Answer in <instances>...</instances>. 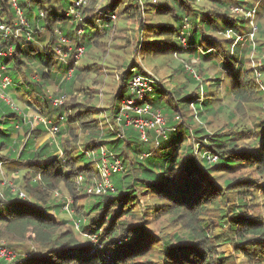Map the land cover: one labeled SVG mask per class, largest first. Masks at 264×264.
<instances>
[{
  "label": "trees",
  "instance_id": "1",
  "mask_svg": "<svg viewBox=\"0 0 264 264\" xmlns=\"http://www.w3.org/2000/svg\"><path fill=\"white\" fill-rule=\"evenodd\" d=\"M75 1L77 0H55V3L62 9L58 10L54 3L48 6L47 4H41V0H18L19 5L26 11V16H28L34 33L32 40L28 41L23 37L21 40L13 41V55L10 58L2 59L3 63L12 64L9 68L13 85H15L10 88L12 92L18 90L20 93L23 91L25 94L37 90L38 93L40 90L37 84L47 85L46 81L49 77H55L61 87L68 86L71 88L76 80L75 77L80 75V69L73 65L75 58L73 54L69 59L71 62L68 61L65 65L58 60H54L50 51H38L35 54L32 52V41L35 40L38 33H41L42 29L49 28L52 31L54 29L56 34H58L56 31L59 29V34H62L71 43L70 51L75 48L74 54L76 56L79 48L82 47L84 49L82 56H84L86 50H90L95 45L97 37L112 26L113 20L109 15L115 14L117 19L121 12L127 13L135 10L141 12L143 10L148 14H153L158 13L159 9L160 12L157 15H165L168 18L162 23L156 24L160 34L176 36L175 40L168 38L163 39L162 42L175 46L174 51L183 52L184 44L182 43L185 39L187 51L194 54L199 52L198 55L202 61L215 56L212 51L200 52V47H205L206 43L209 47L215 48L217 46L212 33L230 34V39L220 40L219 43L223 44L227 41L228 45L224 44V46L229 48L232 45L235 54L234 59L239 60V64L236 67L232 66L231 72L238 71L239 74L235 75L238 78L236 77L237 80L233 82V86H227L226 90H233L236 96L243 97L244 85L251 83L249 74L253 70L251 68L250 70L243 69L242 66L245 62L243 54L247 50H243L241 47L249 38L246 36L247 40L244 43L240 39L237 40L238 36L249 33L245 32V30H248L246 23L249 24V20L245 16H237L232 12V7L235 5L244 11L253 9L255 6L248 0H209L216 8L212 7L205 12L194 8V0H155V2L151 0H130L129 3H125L126 0H109L102 7L103 15L102 19L99 20L100 24L95 22L93 16L86 14L87 8H83V5L88 0H84L79 8L80 20L77 23L74 20V15L69 13V9ZM38 3L41 5L37 7L36 4ZM120 4H123L122 10H118ZM164 8H169V10L161 11ZM41 9L45 12L44 17L39 14ZM14 16L15 10L12 0H0V21L4 19L11 21ZM33 16L38 18L36 23ZM170 18H173V20ZM59 21L62 24L57 26ZM69 22L71 24L67 27ZM186 24L189 27H186ZM141 29L144 30V28ZM178 36L179 39H177ZM259 40L257 38V44L254 45L252 42H247L248 50L253 49V47L254 50L263 49L264 43H259ZM150 46H152V43L148 42V48H151ZM222 52V50H219L217 55L219 56ZM23 59H26V61ZM229 61L230 59L223 63L225 68L232 64ZM25 62H30L33 66L38 62V67H33L35 69L34 74L30 78L28 77V80L26 77L21 80L16 70H18L19 64H25ZM214 64L217 65L218 63L214 62ZM28 66L31 65L26 64V67ZM54 66L58 67V70H53ZM134 68L136 66H133ZM45 69H48V72ZM138 69L140 70L139 66ZM70 70H73L72 75L65 77ZM133 71L128 69V77H125L127 78L125 81L126 87L118 94V101L135 97L129 88ZM40 73L44 82L37 81ZM26 75H28V72H26ZM191 76H193L192 73ZM215 79L218 82L214 85H218L222 80L220 77ZM192 80L198 82L194 76ZM204 83H201V86L203 85L202 90L205 88ZM25 85L27 86L26 89H24ZM257 89L262 96L263 105V93L258 85ZM16 94V92L13 93L14 99H17ZM24 94H21V96H24ZM164 95L170 94L159 82L154 84V91L147 99L151 102L153 108L161 109L165 116L166 114L171 115L174 106L170 103V98L165 100ZM177 97L181 104L180 107L182 104L192 103L195 110H198L197 116H200L202 120L206 113L215 110V106L211 101L213 99L200 101L198 100L199 96L193 92L180 93ZM37 99L43 100L41 112L46 118L57 120L63 117L58 132L57 144H54L53 141H46L36 146L38 131L48 133L49 130L43 123H40L37 129H33L30 125L31 122L29 123L25 116H22L20 112L12 109L10 105L0 99V150H7L6 156L0 157V161L3 162L4 170L7 159L15 163L26 162L29 169L34 170L37 177H41L40 180H35L46 182L48 185H52V179H63L67 180V183H77V178L82 175L84 179L80 185L77 183L78 188H85L88 195L95 196L88 206L84 205V208L87 213H98L99 216H93L88 224H83L82 218H77L78 220L75 223L76 226L78 225V229L83 228L84 231L95 234L97 242L87 244L79 242L74 231L65 228L69 222H59L54 215L49 214L51 209L57 214L58 205L52 206L46 204V202H30L28 199L20 197L19 193L23 191L22 189L12 190V187L7 186V189H2L0 193V227L10 230L11 235V230L15 228H18L20 233L32 229L36 234V241L43 247L45 253L36 254V252L28 250L13 262L1 258L0 264H139L135 263V259L147 253L148 250H144L143 247L148 245L152 235L145 229L144 224L133 226L118 219V217L133 216L137 213L136 207L139 203L140 191L137 186H141L145 192L151 191L161 194V196L165 194L172 197V199L187 202L188 200L199 201L207 194H209V198L210 196L214 198L211 194L218 187L220 197L216 202V206L220 212L218 217L220 227L222 229L228 227L235 234L224 235V232H221L216 235V238L221 239L224 237V241H233L237 253H244L249 261L256 260L254 263L264 264V227L257 225L258 222L255 220L245 218L239 210V207L247 206L244 200L246 196L243 194L252 191L243 189V186L250 184L249 187H253L257 184H251V181L254 180L240 176L226 179L224 181L225 188L221 189L220 186L214 184V178L210 175L218 171H231V169L242 165L244 161L255 166L257 170L260 169L264 172V166L260 165V163H264V149L258 148L252 152L250 149L239 146L234 134H227L223 131L209 132L202 124L193 126L194 117L190 118L189 121L186 120V122L178 120L177 116H180L181 119L180 114L171 118L167 117L166 136H161L154 129H151L148 131V139L143 140L140 131L136 127L127 125V118L123 117L120 104L117 102L115 103V109L111 111V115L114 119H119V130L108 126L106 128L100 127L97 123L98 118L86 121L85 119L90 114L87 109H80L72 113L64 109V103L52 105L50 102L52 100L45 93L41 97L37 96ZM261 109H263V106H261ZM127 113L131 114L130 111H127ZM78 126L85 134L84 141L81 144H74V140L67 138V142H63V140L60 147L59 139L65 133H67V137H70L74 127ZM19 128L26 131L23 138ZM25 138L26 140H23ZM189 138L198 142L201 153L206 152V155L202 156V164L195 158V146L184 144ZM21 140L24 141L22 146ZM61 149L62 155L58 154ZM103 149L106 150L107 157L122 159L124 171L113 175L115 188L113 191L101 195H92L88 192V187L97 174V162L101 160ZM211 155L217 157L215 161L211 160ZM185 165V174L179 176L178 170H183ZM214 168L216 170H213ZM206 187L209 188V192ZM234 192L241 194V201L233 203L232 207L227 209L222 207L221 204L230 198L228 194ZM115 204L118 205V209L115 208ZM160 207L165 210V204ZM178 209L181 208L178 207ZM119 213H121V216L118 215ZM244 222L248 223L243 224L242 228L239 229L238 225ZM101 223L102 225H100ZM106 223L108 225L103 227ZM195 233L193 238L196 239L201 238L200 236H207L204 231L200 234L195 230ZM22 238H25V234ZM181 243L180 246L175 245L172 240L166 241L161 246L163 264H236L230 261L232 256H227L224 253L219 254L217 258H213L214 254L210 244L188 245ZM204 246L207 248L202 250ZM206 251L209 254L204 256Z\"/></svg>",
  "mask_w": 264,
  "mask_h": 264
},
{
  "label": "rangeland",
  "instance_id": "2",
  "mask_svg": "<svg viewBox=\"0 0 264 264\" xmlns=\"http://www.w3.org/2000/svg\"><path fill=\"white\" fill-rule=\"evenodd\" d=\"M49 1L50 0H41V4L50 6V4L54 3L58 10H62L59 5L55 3V0ZM151 1L155 2V0ZM248 1L251 2L253 6H256L257 13L255 22L258 23V31L254 38L248 39V41H246L247 37L242 35L244 36L242 39L243 43L244 41L246 42L242 44L241 47L243 50H247L246 53L243 54L245 62L242 67L244 70H250V68L253 70V72L249 74L251 83L244 85L245 92H243V97L236 96L233 90H226L227 86H233V82L238 78V76L235 75L239 74L238 71L231 72V67H236L237 64H239V60L234 59L235 54L232 45L229 48L224 46V44L228 43L227 41L223 42V44L219 43L220 40L230 39V34L222 35L212 33V37L215 39L217 46L215 48L209 47V45H207L208 43L205 42V47H200V52L212 51L215 56L202 61L201 58H199V52L194 54L187 51L186 42L182 43L186 45H183V52L178 50L174 51L175 46L162 42L163 39L168 38L175 40L176 36L172 37L169 34H160L156 24L159 22L162 23L164 20L168 19L165 15H157L160 9L158 13L153 14H148L143 10H141V12L135 10L127 13H122L120 11L121 13H119L117 19L113 20L110 29L107 31L102 30L103 33H101V36L97 37L95 45H93L90 50H86L84 56H80L79 58H76L74 54L75 48L70 51L71 43L68 42L67 44L62 41L63 36L59 34V29L56 31L59 35L54 32V29L53 31L49 28L42 29L41 33H38L35 40L32 41V52L35 54L38 51H50L54 60H58L64 64L68 63V61L71 62L69 59L73 54L75 57L73 65L80 69V75L75 77L76 80L71 88L68 86L61 87V84L58 83L55 77H49L46 81L47 85L41 86L37 84L40 90L38 93L37 90L25 94L23 91L20 93L18 90H14L13 93H17V99L15 100L17 109L15 110L20 112L22 116H25L29 123L31 122L30 125L33 129H37L40 125V116H45L41 112L43 100L37 99V96L41 97L42 94L45 93L50 100L65 96L63 102L64 109L72 113L80 109H87L90 114L85 119L86 121L96 120L94 118H98L97 123L100 127L106 128V126H108L113 127L115 130H119V119H114L111 115V111L115 109L116 102L120 104L122 112H126V110L131 111V109L126 106L125 100L118 101L117 96L126 87L125 81L127 78L125 77H128V69L133 70V66H136V68L139 66L142 72L153 74L170 94L164 96L165 100L166 98H170V103L174 106V110L173 114H166V120L179 114L181 115V119L178 120L184 122L194 117L192 122L193 126L202 124L209 132L223 131L227 134H234L239 146L250 149L252 152L258 148L264 149V110L261 109L262 96L257 89L255 77V69L264 67V46L261 50H254V47L248 50L249 46L247 43L252 42L253 45L257 44V38L260 39L259 43H264V0ZM107 2H109V0H88L84 3L83 8H87L86 14L93 16L95 22L100 24L99 20L102 19L103 15L102 7L106 5ZM129 2L130 0H126L125 3ZM41 4L38 3L36 5L38 7ZM193 4L194 8L204 12L209 11L212 7L216 8L209 0H194ZM122 8L123 4H120L118 10H122ZM166 10H169V8L161 9V11ZM232 12L237 16H245V18H247L245 13ZM71 15H74V20L78 23L80 20L79 17L75 16V14ZM105 15L108 16L109 14ZM33 19L35 23L38 21L36 16H33ZM170 19L173 20V18ZM60 24L62 23L59 21L57 26ZM70 24L71 22L68 23L67 27ZM246 25L248 30H245V32H252L248 22ZM141 28H144V30ZM177 39H179V36ZM148 42L152 43V46H150L151 48H148ZM219 50L223 52L218 56ZM228 59H230L232 64L228 68H225L223 63L228 61ZM23 60L26 61V59ZM214 62L218 64L215 65ZM37 63L34 64V66L30 62L19 64V68L16 70L18 71L19 77H21V79L26 77L28 80V77L30 78L34 74V68H36V66L38 67ZM26 64L31 66L26 67ZM11 66L12 64H10V67ZM187 66L194 67L195 70L201 74V77H203L202 80L194 82L192 80L193 76H191L192 72ZM55 69L58 70V67L54 66L53 70ZM45 71L48 72V69H45ZM26 72H28V75H26ZM216 77L222 79L218 85H214L218 82L217 79H215ZM40 80L44 82L41 73L37 78V81ZM201 83L205 84L204 90H202L203 85L201 86ZM26 88L27 86L25 85L24 89ZM184 92L195 93V95L199 96L198 100L200 101H209V99H213L211 101L215 106V110L211 113H206L203 121L200 116H197L198 110H195V106L192 103L186 105L182 104L180 107L181 104L178 101L177 95L180 93L183 94ZM13 93L11 92V95H13ZM21 94H24V96H21ZM29 98H31V100ZM50 102L53 105L52 101ZM25 109H27V111H25ZM71 112H69V114H71ZM132 117H134L133 113H131L129 118ZM131 121H133V119ZM19 131L23 138L26 131L23 128H19ZM37 136L36 146L46 141H54V144H57L59 138L57 136L54 139L43 131H38ZM67 138L74 140V144H81L85 139V134L82 132L81 127H74V131H72L70 137H67V133H65L64 136L59 139V146H62L61 142L63 140V142H67ZM23 140H26V138ZM23 140L20 142L21 146L23 145ZM184 144H192L195 146V158L202 164L201 159L203 155H206V152L203 151L201 153L200 148H198V142L189 138ZM6 153V149L0 150V157H5ZM58 153H60V155L63 154H61V152ZM213 157L214 156H212L211 160L215 161L216 159H213ZM6 161L7 165L5 164L4 174H0L1 189L6 190L7 186H10V188L14 187L16 190L22 189L26 195V199L30 202H46L48 205H58L59 210L57 214H55L56 212L53 209L49 211V214L54 215L59 222H69L66 224L65 228L73 230L79 242L84 244L97 242V236L95 234L84 231L83 228L81 230L78 229L79 227H77L75 223L78 220L77 218H82L83 224H88L93 216H99L98 213H87L84 208V205L88 206L95 196L88 195L85 188H78L76 182L67 183V180L63 179H52V185H48L46 182V184L39 182L35 180L37 179L35 171L30 170L26 162L15 163L8 159ZM260 165L264 166V163H260ZM185 168L186 165L183 167V170H178L179 176L185 174ZM0 169L2 170V168ZM213 170H216V168ZM210 175L214 178V184L220 186L221 189L225 188L224 181L226 179L243 176L250 178V180H254L251 181V184H257L256 186L249 187L250 184L243 186V189H250L252 191L243 194L246 196L244 200L247 206L239 207V210H241L245 218L248 220H255L258 222L257 225L264 227L263 171L260 169L257 170L255 166L244 161L242 165L231 169V171H218ZM137 188L140 190L139 203L136 207L137 213L133 216L118 217L119 220H123L128 225L134 226L135 224H144L145 229L152 235L148 245L143 247L144 250H148L147 253L135 259V263L163 264L161 246L164 245L166 241L173 240V244H178L179 246L182 244L181 242L188 245L210 244L214 254L213 258H217L219 254L224 253L227 256H232L230 261L236 264H258L254 263L256 260L249 261L244 253H237L233 241H224V237L221 239L216 238V235L221 232H224V235L235 234L233 231L229 230L228 227L225 229L220 227L218 221L220 212L216 206V202L220 197L218 187H216L211 194L215 199L211 196L209 198V194H207L199 201L188 200V202L172 199V197L166 196L165 194L161 196V194L151 191L145 192L141 186H137ZM206 189L209 192V188L206 187ZM228 195H230V198L221 204V206L226 209L232 207L233 203L241 201V194L234 192ZM61 203L64 205L69 203L70 206L66 209L64 205L61 207ZM162 204H165V210L161 209L160 206ZM114 206L118 209V205L115 204ZM178 207L181 209H178ZM118 215L121 216V213ZM245 223L248 222L238 225L239 229H241ZM93 225L98 226L95 224ZM100 225H102V223ZM107 225L108 223L104 224L103 227ZM195 230L200 234L204 231L207 236H200L201 238L198 239L193 238V235L196 234ZM9 232L10 230L0 227V244H3L10 254L15 255L11 262L16 261L19 256L25 254L28 250L34 251L36 254L45 253L43 247L36 241L37 237L32 229H28L25 233H20L18 228H15L11 230L12 235ZM24 234L25 238H22ZM205 248L207 247L204 246L202 250H205ZM208 254V251H206L204 256Z\"/></svg>",
  "mask_w": 264,
  "mask_h": 264
},
{
  "label": "built area",
  "instance_id": "3",
  "mask_svg": "<svg viewBox=\"0 0 264 264\" xmlns=\"http://www.w3.org/2000/svg\"><path fill=\"white\" fill-rule=\"evenodd\" d=\"M13 8L15 10V16L11 21L3 20L0 21V99L5 101L6 104L10 105L11 108L17 109L15 99L12 97L10 93V88L13 86L12 75L9 73L8 64L3 63L2 59L10 58L14 52L13 41L21 40L23 37L28 41L32 40L34 29L26 16V11L19 5L18 0H12ZM84 0H77L69 9L70 14H75V16L79 17L80 12L79 8L81 7ZM235 12H243L246 14V17L250 21V25L252 27V32H249L250 39H253L255 34L257 33V24L255 22L256 18V7L249 10L244 11L240 7H233ZM39 14L41 17L45 16L44 10H40ZM111 20L116 19V15H109ZM189 27L188 24L185 25ZM60 33V31H58ZM244 36H238L237 40H242ZM236 40V41H237ZM62 41L67 43L68 41L63 37ZM5 42V43H4ZM186 42L183 39V43ZM4 46V48H2ZM184 46H186L184 44ZM84 53V49L82 47L79 48V51L76 53V58H79ZM187 68L192 72L193 76L197 80H202L201 75L194 67L187 66ZM133 74L131 80L129 82V88L132 93L135 95L133 98H126L125 104L130 110H126V112H122L123 117L127 118V125H133L136 127L142 136L143 140L148 139V131L154 129L159 135L166 136V117L163 111L159 108H153L151 102L147 99L148 96L154 91V84L159 83L160 81L153 74H147L142 72L138 68L133 69ZM72 71L70 70L65 77L72 75ZM255 77L258 88L263 93V110H264V67L255 69ZM65 96L61 98L53 99L54 105H60L64 102ZM127 111H130L134 114V117L129 118L131 114H128ZM180 119V116H177ZM133 119V121H131ZM63 117L52 121L44 116H40L39 123H43L45 127L49 130L50 137L56 138L58 132L60 131V126L62 123ZM59 152L62 151L60 150ZM216 159V156L213 157ZM0 172L3 173V162L0 161ZM124 171V162L121 158H109L107 157L106 150H102L101 160L97 162V174L93 177L89 187L88 192L92 195H101L108 191H113L114 188V180L113 175L115 173H120ZM40 179L41 177L38 176ZM83 176L80 175L77 178V183L80 185L83 181ZM12 190L15 188L12 187ZM2 190L0 189V193ZM21 198H26V195L23 191L19 193ZM70 204H65V208L69 207ZM15 255L10 254L9 251L6 250V247L3 244H0V259H6L8 262H11L14 259Z\"/></svg>",
  "mask_w": 264,
  "mask_h": 264
},
{
  "label": "clouds",
  "instance_id": "4",
  "mask_svg": "<svg viewBox=\"0 0 264 264\" xmlns=\"http://www.w3.org/2000/svg\"><path fill=\"white\" fill-rule=\"evenodd\" d=\"M233 7H235V6H233ZM233 7H232V8H233ZM255 7H256V6H255ZM255 7H254V8H255ZM232 10H233V9H232ZM233 11H234V10H233ZM234 12H235V11H234ZM240 13H243V12H240ZM256 13H257V10H256ZM245 15H246V14H245ZM247 19H248V18H247ZM248 20H249V19H248ZM256 24H257V23H256ZM249 25H250V21H249ZM250 27H251V25H250ZM251 30H252V27H251ZM257 31H258V30H257ZM244 36H247V37L250 39V37H249L247 34L244 35ZM10 64H11V63L8 64V69L10 68ZM9 73L11 74L10 69H9ZM70 76H71V75H70ZM68 77H69V76H68ZM20 79H21V77H20ZM21 80H22V79H21ZM14 86H15V85H13L11 88H13ZM11 92H12V91H11V89H10V93H11ZM12 93H13V92H12ZM12 97H13V95H12ZM15 100H16V99H15ZM30 100H31V99H30ZM30 100H29V101H30ZM52 102H53V100H52ZM53 104H54V103H53ZM62 104H63V103H62ZM12 109H13V108H12ZM37 109H38V108H37ZM14 110H15V109H14ZM44 117H45V116H44ZM60 118H61V117H60ZM60 118H59V119H60ZM52 121H55V120H52ZM39 124H40V123H39ZM61 124H62V123H61ZM48 135H49V131H48ZM57 136H58V135H57ZM54 139H55V138H54ZM53 142H54V141H53ZM59 151H60V150H59ZM61 151H62V150H61ZM62 153H63V152H62ZM58 154H60V153H58ZM216 158H217V157H216ZM3 171H4V167H3ZM0 174H4V172H3V173L0 172ZM37 179H39V178L37 177ZM40 179H41V178H40ZM0 189H1V188H0ZM1 190H2V189H1ZM23 192H24V191H23ZM24 199H26V198H24ZM64 206H65V205H64ZM77 226H78V225H77Z\"/></svg>",
  "mask_w": 264,
  "mask_h": 264
}]
</instances>
